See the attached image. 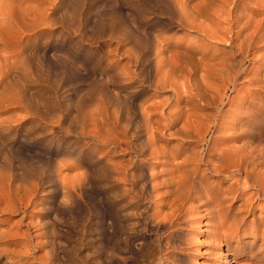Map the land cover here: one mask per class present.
<instances>
[{
  "label": "rangeland",
  "instance_id": "374dc122",
  "mask_svg": "<svg viewBox=\"0 0 264 264\" xmlns=\"http://www.w3.org/2000/svg\"><path fill=\"white\" fill-rule=\"evenodd\" d=\"M1 2L13 20L0 21V173L26 196L35 190L18 231L39 244L30 257L1 253L0 264H144L168 238L186 255L172 264H264V200L245 206L228 191L233 178L200 164L189 208L181 182L205 138L264 173V0ZM168 68L174 81L150 86ZM174 87L182 98L164 106ZM160 102L175 123L155 156L140 116ZM177 128L198 132L170 135ZM235 156H224L231 170ZM19 217L0 215V233ZM238 244L250 252L230 255Z\"/></svg>",
  "mask_w": 264,
  "mask_h": 264
},
{
  "label": "bare ground",
  "instance_id": "6f19581e",
  "mask_svg": "<svg viewBox=\"0 0 264 264\" xmlns=\"http://www.w3.org/2000/svg\"><path fill=\"white\" fill-rule=\"evenodd\" d=\"M2 4H3V2H1V0H0V18H1L0 21H1V25H3V23H4V22H2V20L5 21V19H12L13 18L12 13L10 12L11 9L9 10L10 6H9V8L7 6L4 9ZM19 7H20V4L18 3L17 4V8L19 9ZM178 23H181L180 26H182V25L185 26V22L184 21L183 22L181 21V22H178ZM186 23L189 24L188 22H186ZM191 26H193V28H196L197 31L199 30L198 29L199 27H195L196 25L195 26L191 25ZM4 30H6V28ZM0 31H2V29ZM1 35H2V32L0 34V37H1ZM5 35H7V34H5ZM185 49L188 50V51H191V49L189 47H185ZM0 50H1V48H0ZM161 53L162 52H160V54ZM191 62H189V63H191ZM171 64H174V63H171ZM182 66H184V64ZM185 66H187V65H185ZM169 69H171V68L166 69L164 72L160 71V69H157V71H155L154 80H150V78H149L150 86H154V88H157V89L158 88L162 89L164 87V84H166V85H167V83L171 84V80L174 81L172 78H174V76L177 75V74H175L174 72H169L168 71ZM182 70H183V68H182ZM187 70H188V74L186 76L187 78L188 77L189 78L190 77L194 78L196 76V73H197L196 68L195 69L187 68ZM174 71H176V70H174ZM178 71H180V70H177V73H178ZM161 72H163L162 75H161ZM184 75H186V74L184 73ZM162 78H164V82H161ZM170 84H169L168 87H171ZM182 84H184V83H182ZM170 89H172V91H171L170 97L168 98L169 103H168V101H165V103H163L164 106L166 105V102H167V105H169V106L170 105L175 106L178 103V102H176V100L182 98L181 97L182 95L177 90V87L176 88L175 87L174 88H170ZM193 91H195V90H193ZM186 93H184V94L186 95ZM193 93L189 94V97H188L189 100L190 99H195L196 93H194V94ZM198 94L199 93H197V95ZM163 105H161V102L160 103H152L150 105L148 104L147 107L145 106L144 109H142L143 106H142V108H140V109H142V112H141L142 114L140 116L141 117V119H140V127L145 132V136H147L144 139L145 141L143 142V146H144V148L146 146H149V149H150V147H152V150L149 153L150 155H155L156 156L157 154L161 153V151H157L154 148L155 139H157V138L161 137L162 135H164L166 133V131H167V127L168 126L170 127V126L174 125V123H175V119H173V117H172V115L170 113H167L165 111V109H164L165 107L164 108L162 107ZM220 116H222L221 113H216L212 117L213 122L216 121V123L215 124L213 123V125H212L214 127V129L216 127H218V125H217L218 121L217 120L219 119ZM192 122H194V121H192ZM211 127L208 128V130L205 132V135L208 134V132L210 131ZM194 131L196 132L197 130H191V129H187V128H185V129L177 128V129L173 130L170 133V135H172V136L176 135V136L183 137V138H192L193 135H194L193 134ZM4 132H6V131H4ZM124 133H126V132H124ZM124 133H123V136H126V134H124ZM136 135L137 134L135 133V136ZM204 138H205V136H204ZM117 143H118V145H116L117 147H120L121 144H123L125 146L127 145V141L125 139H122V140H120ZM203 144H205L207 146V149H206L204 155H202V152H201V153H198L194 157L191 158L192 160L196 161L195 166H193V169L185 170L183 172L184 179L181 180L182 184L186 185V187L188 188L187 192H186L187 193L186 194L187 200L186 199L185 200L188 202L189 208H190V205H192L191 202L193 201L194 195H195L192 192V191H194V188H195L194 174L198 170V167H199L200 164L204 165L203 169H207V171H209V172L211 171L215 175L217 174V175H223V177H231V178H233L232 183L228 186V191L234 192V193L237 194V196L242 197L243 202L245 203V206L251 207V208L254 207L255 205L262 206V203L261 202L259 203L258 200H262V201L264 200V173L259 172V171L256 172V173H250L251 171L249 172L247 169H245V165L242 162V161L245 162V158L240 160L239 159L240 157L237 156L243 150L235 149V148L233 149L231 147H228V148H217L216 145H215V140L213 138H209V139L205 138ZM141 148H143V147H141ZM144 148L140 152H143ZM144 153H145V151H144ZM161 155H163V153H161ZM225 155H226V157H230V155H236L235 158L237 157L239 159V161H241V162L239 163L238 166H236V168L231 170V169H229L230 168L229 166L228 167L225 166V163H224L225 162V160H224V158H225L224 156ZM244 157H246V156H244ZM148 163H150V162H148ZM242 165H244V168L242 167ZM134 166H136V165H134ZM137 166L140 167V165H138V164H137ZM154 168H155V166H154ZM136 170H138V169H136ZM153 171H154L153 169L149 168V172H148L149 173V178H153L155 176L156 173L153 172ZM124 172H126V171H124ZM241 173H245V174L240 176ZM143 174H144V172H143ZM145 174H146V172H145ZM138 175H139V173H138ZM143 176H145V175H143ZM251 179H252V181H251ZM178 181H180V180H178ZM151 183L153 184V182H151ZM250 185L253 186V189H254L253 194L248 193V191L246 192V189L250 188L249 187ZM12 186H13V184H12L11 178H7L4 175V173H0V215H12V214L20 215V217H19V219L17 221V229H15L17 231L9 229V230H5V231L0 233V254L1 253H7V254H10V253L12 254L13 253V254H16V256H18V258L19 257H21V258L22 257L23 258L24 257H30V256L33 255L32 250L33 249H37L36 247L39 244V242L34 243L32 241L35 238V235H33V233H30L28 228L24 229L26 231L23 230L24 232H22V233L20 232L21 234L19 233L18 229L20 228L19 227L20 223L23 222V220H24V217H25L26 212H27L26 211V207H27L28 204L31 203V197H32L31 195H32V193H34L35 190L30 192V197L28 195H27L28 196L27 197L26 194H28V193L25 191L23 186L19 185V187H15V188H13ZM207 188H208V190L212 189L211 186H208ZM5 221H6V219H5ZM6 228H7V225H6ZM12 229H14V228H12ZM170 234L171 233H168L166 238H168ZM39 235H41V234L39 233L38 235H36V237H38ZM12 244L14 246H20L21 248L18 249V250L17 249H12L11 248ZM174 245H175V243L171 242L169 240V238H168V240H166V242H165V249H167V250L163 251L162 255H160L158 257L151 256L150 258L146 259L144 264H172L170 262H167L166 259L175 261V260L179 259L178 258L179 256H186L180 251L173 250ZM171 247H173V248H171ZM227 250H230V252H231L230 255H232V256H235L241 250H243V251L246 250L245 252H250L249 250H247V248H244L242 245H239V244L236 245V246H231V245L229 246L228 245ZM40 261H42V260H40ZM188 262H190V261H188Z\"/></svg>",
  "mask_w": 264,
  "mask_h": 264
}]
</instances>
